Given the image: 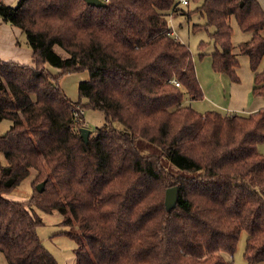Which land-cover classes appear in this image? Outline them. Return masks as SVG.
Listing matches in <instances>:
<instances>
[{
	"label": "trees",
	"instance_id": "1",
	"mask_svg": "<svg viewBox=\"0 0 264 264\" xmlns=\"http://www.w3.org/2000/svg\"><path fill=\"white\" fill-rule=\"evenodd\" d=\"M104 2L0 0V17L23 31L33 58L0 59V122H10L0 132V253L8 264H58L35 206L63 215L75 264H236L242 230L243 264L264 261V107L199 112L186 103L203 91L187 43L170 32L175 0ZM196 11L204 23L191 30L208 32L212 69L237 82L246 56L251 93L264 96L259 1L202 0ZM231 19L250 33L236 46ZM85 70L72 100L58 79ZM75 104L106 118L87 141ZM33 170L32 205L4 196ZM170 186L177 198L166 209Z\"/></svg>",
	"mask_w": 264,
	"mask_h": 264
},
{
	"label": "rangeland",
	"instance_id": "2",
	"mask_svg": "<svg viewBox=\"0 0 264 264\" xmlns=\"http://www.w3.org/2000/svg\"><path fill=\"white\" fill-rule=\"evenodd\" d=\"M259 1L261 2V6L264 8V0ZM201 2L202 0H189L188 4L179 5L180 10L177 9L172 12L169 25H171L178 38L187 43L192 54L195 70L198 72L197 78L203 91L201 98L190 99L189 97H186V103H188L195 110L204 112L209 108L221 110L212 104V102L221 104L225 102V98L227 97L228 93V82L230 79L225 73L215 72L211 67L210 56L208 52L213 51L215 46L210 40L208 32L205 30L193 32L191 30V25L193 23H204V19L201 18L199 13L196 11V8L201 4ZM16 3L17 1L15 4ZM183 11H188L190 16L187 17L186 13ZM230 23L233 27L232 42L234 46H236L240 41L250 38V33L241 31L234 19H231ZM209 31H212V29L210 28ZM200 40H204L206 42L202 48L198 47ZM56 51L60 52V49L56 47ZM201 51L205 52V55L202 57L198 55V53ZM46 67H48V69L55 75H58L60 72V70L58 71L57 68H54L49 64H47ZM71 73L72 72H68L60 75L58 82L67 96L74 100L78 98V80L76 75ZM79 77L81 76L79 75ZM249 105H255L258 108L264 107V96H254L250 90ZM82 120L83 127L89 130H94L96 127L106 123V118L103 111L96 108H85L82 112ZM9 124V120L3 119L0 122V132L4 133L8 129ZM112 126L121 128L122 124L113 122ZM258 149L264 154V142H260L258 144ZM149 151L152 153H157L158 149L156 147H150V149L145 150V152ZM1 158L4 161L3 156H1ZM33 176L34 170L24 179H22L20 183L13 189L5 193L4 196L13 200H22L25 202L26 206L29 207L31 204L30 200L35 195L33 184L31 183ZM32 207L34 212L37 213L42 220V223L37 226L36 230L46 249L55 257L58 264H75L73 249L76 246V242L66 234L60 232L61 230L67 228L61 223L63 215L58 211L45 212L36 208L35 206ZM246 235V231L242 230L237 246L232 255L234 263L236 264H243L245 261L243 258V252L245 248ZM226 256L228 257L227 254ZM0 264H8L2 253H0ZM256 264H264V261L257 262Z\"/></svg>",
	"mask_w": 264,
	"mask_h": 264
},
{
	"label": "crops",
	"instance_id": "3",
	"mask_svg": "<svg viewBox=\"0 0 264 264\" xmlns=\"http://www.w3.org/2000/svg\"><path fill=\"white\" fill-rule=\"evenodd\" d=\"M16 1L17 0H3L4 3L11 5L15 4ZM259 3L261 2L259 1ZM0 59L4 61H15L30 66L33 65L32 50L27 44L25 34L19 27L12 25L8 21L2 19V17H0ZM239 61L240 65L237 69L239 80L237 82H228V93L223 104L216 102H212V104L222 110L230 108L231 110L239 112L255 111L258 107L249 105V94L253 84V72L249 67L248 58L246 56H240ZM72 73L76 75L78 82L81 79H86L88 76L86 70ZM196 74H198L197 70ZM79 75L81 77H79Z\"/></svg>",
	"mask_w": 264,
	"mask_h": 264
},
{
	"label": "water",
	"instance_id": "4",
	"mask_svg": "<svg viewBox=\"0 0 264 264\" xmlns=\"http://www.w3.org/2000/svg\"><path fill=\"white\" fill-rule=\"evenodd\" d=\"M88 4L91 5H104L105 2L103 0H85ZM90 130L84 127L80 128V134L83 137L85 141L88 139ZM44 182H39L36 184V188L38 191H42ZM177 198V187L176 186H170L166 188L165 190V196H164V203L166 209H170L176 201Z\"/></svg>",
	"mask_w": 264,
	"mask_h": 264
},
{
	"label": "built area",
	"instance_id": "5",
	"mask_svg": "<svg viewBox=\"0 0 264 264\" xmlns=\"http://www.w3.org/2000/svg\"><path fill=\"white\" fill-rule=\"evenodd\" d=\"M103 1H106V0H103ZM175 1H176V3H177L178 5H185V4H188V3H189V0H175ZM171 14H172V12H171V13L169 14V16H168V25L170 24ZM169 27H170V32H171V34L174 35L176 38H178V36L176 35V33L173 31L171 25H169ZM173 82H174L177 86L180 85L179 82L176 81V80H173ZM226 110H231V109H230V108H226ZM82 112H83V110H82L78 105L75 104V105H74V112H73V116H74L75 121H80V120H82Z\"/></svg>",
	"mask_w": 264,
	"mask_h": 264
}]
</instances>
